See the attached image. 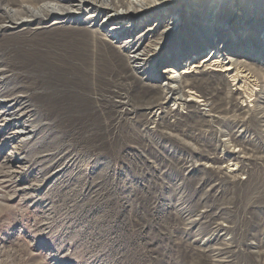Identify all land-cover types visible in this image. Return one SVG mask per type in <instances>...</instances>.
Wrapping results in <instances>:
<instances>
[{"label":"rangeland","instance_id":"1","mask_svg":"<svg viewBox=\"0 0 264 264\" xmlns=\"http://www.w3.org/2000/svg\"><path fill=\"white\" fill-rule=\"evenodd\" d=\"M187 1L188 8L151 10L139 13L134 20L141 23L153 18L156 23L182 11L178 19L187 20L190 27L196 28L194 17L201 19L200 13L214 16L223 2ZM206 2L211 7L217 5L215 10L197 12L198 6ZM239 2L261 5L264 0H236L233 8ZM176 9L179 10L174 15ZM232 10L236 12L237 8ZM163 14L165 17H160ZM247 34L244 30L242 36ZM176 37L178 33L172 39L176 41ZM170 50L163 49L164 54L157 59L165 63L156 64L151 72L162 79L177 75L185 67L168 62ZM243 52L244 47L232 57L243 58ZM152 66L149 63L146 68ZM5 68L10 70L6 74L23 76L30 82L37 74L31 66L15 65L12 60L0 63V70ZM165 68H170V72L166 73ZM16 78L18 84V79H22ZM199 78L190 77L189 82L200 87L201 96L209 98L205 83ZM208 83L219 81L213 78ZM8 85L15 86L16 80ZM4 88L0 86V90ZM255 90L259 86L253 87L252 91ZM143 91L130 92L129 99L138 108L137 113H147L146 124L140 130L147 129L143 133L153 139L152 145L149 141L138 145L122 143L119 132L110 126L113 115L103 105L99 106L101 110L97 108V136L88 141L84 139L87 134L80 133L79 116L68 111L62 99L53 101L52 96H28L27 101L23 100L32 110L27 123L21 120L23 124L5 126L0 122V264H258V228L227 223L225 220H237L236 214L228 208L223 211V206L206 193L211 187L222 188L224 175H235L244 182L248 165L243 157L261 158L264 168V146L258 152L245 149L249 146L240 142L241 128H233L236 143L229 145L235 154L213 162L212 154L207 159L195 152L188 126L192 117L186 115L187 111L183 107L175 111L174 100L161 109L147 87ZM236 98L245 114L248 98ZM256 104L264 106L263 101ZM151 106L150 113L146 109ZM14 108H8L0 97L2 118L13 120ZM168 108H174L170 115L165 114ZM200 108L202 113L208 109ZM13 131L18 132L15 138ZM70 134L75 139L71 147L63 142ZM261 135L264 139V129ZM215 153L221 157L224 148L220 146ZM237 157L243 158L239 169L238 160H234ZM207 166L223 173L220 178L208 174L211 180L204 181L199 192L197 168L209 170ZM238 187L233 190L241 197L242 189ZM199 197L201 205L197 206Z\"/></svg>","mask_w":264,"mask_h":264},{"label":"bare ground","instance_id":"2","mask_svg":"<svg viewBox=\"0 0 264 264\" xmlns=\"http://www.w3.org/2000/svg\"><path fill=\"white\" fill-rule=\"evenodd\" d=\"M233 2L236 0H223L214 16L200 13L201 19L194 17L192 21L197 24L194 28L187 20L178 19L182 13L177 14L179 9L174 12L176 16L163 14L160 16L165 17L163 21L156 23L153 18L141 23L134 20L139 13L147 14L151 10L188 8L187 0H0V63L12 60L15 65L31 66L37 73L30 82L23 76L6 74L9 69L0 70V86L5 87L0 90V97L8 108L15 107L11 114L15 118H2L4 112L0 111V122L5 126L17 125L21 120L27 123L32 116V110L25 103L28 96H52L53 101L62 99L66 109L79 116L80 133L87 134L84 139L88 141L97 136V108L103 105L113 115L110 126L119 132L122 143L138 145L149 141L152 145L153 139L143 133L147 129L140 130L146 124L147 113H137L138 108L129 99L130 92L140 94L147 87L161 109L170 100L177 104L175 109L168 108L166 115L173 113L172 109L178 112L183 107L186 115L192 117L188 126L192 130L194 150L200 155L208 159L212 154L213 162L234 155L236 151L229 144L236 143V135L231 131L237 127L241 128L240 142L249 146L245 149L258 152L264 146L261 135L264 106L256 104L264 102L261 86L264 83V2L261 5L239 2L234 8ZM216 6L206 2L196 11L208 8L214 11ZM235 8L236 12L232 10ZM244 30L248 33L245 37ZM175 33H178L176 41L172 39ZM166 47L171 48L168 62L185 64V67L177 75L162 79L151 72L156 64L165 63L157 58L164 54ZM243 47L244 52L240 54L243 58L232 57ZM222 56L227 57L220 59ZM149 63L154 67L146 68ZM165 69L166 73L170 72V68ZM198 75L205 83L209 98L201 96L200 87L189 82L190 77ZM16 77L22 79H18V84ZM213 78L220 84L208 83ZM14 80L16 85L8 87ZM257 86L259 90L253 92ZM111 88L115 90L110 91ZM236 96L248 98L245 114L240 111ZM200 106L208 108L206 113L201 112ZM151 109L152 106L146 110L151 113ZM166 115L161 116L166 118ZM11 133L13 138L18 135L17 131ZM63 140L69 147L75 143L71 134ZM220 146L224 154L218 157L215 152ZM243 158L248 165L244 182L235 175H224L222 188L211 187L206 194L216 199L223 211L228 208L236 214L237 220H225L227 223L258 228V264H264V168L260 163L263 160L253 155ZM243 158L234 159L238 160L237 169L243 165ZM207 167L209 170L197 168L195 179L199 192L212 174L220 178L219 168ZM208 174L211 175L207 177ZM238 186L242 189L241 197L233 190ZM201 200L199 197L197 206Z\"/></svg>","mask_w":264,"mask_h":264}]
</instances>
